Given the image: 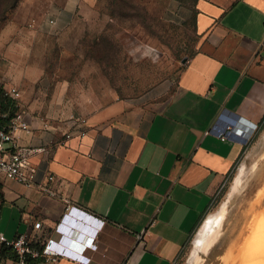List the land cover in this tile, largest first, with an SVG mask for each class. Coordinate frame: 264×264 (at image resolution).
I'll use <instances>...</instances> for the list:
<instances>
[{
  "label": "crops",
  "instance_id": "0c3cea01",
  "mask_svg": "<svg viewBox=\"0 0 264 264\" xmlns=\"http://www.w3.org/2000/svg\"><path fill=\"white\" fill-rule=\"evenodd\" d=\"M158 1L148 10L168 22L195 18L196 52L175 92L161 103L117 98L94 112L70 103L33 65L43 64L34 45L73 22L81 0H20L0 22V84L19 91L31 128L15 134L17 145L64 143L31 159L36 186L0 176V233L41 240V222L73 240L43 247L57 263L29 264H173L244 149L207 130L218 117L264 121V0H198L194 10ZM73 116L88 120L85 138Z\"/></svg>",
  "mask_w": 264,
  "mask_h": 264
},
{
  "label": "rangeland",
  "instance_id": "374dc122",
  "mask_svg": "<svg viewBox=\"0 0 264 264\" xmlns=\"http://www.w3.org/2000/svg\"><path fill=\"white\" fill-rule=\"evenodd\" d=\"M158 3L81 0L73 22L34 45L33 56L43 64L33 65H41L81 111L101 110L117 98L165 102L198 38L193 23L175 24L151 14L148 7ZM211 204L173 264L240 263L239 248L264 212V121Z\"/></svg>",
  "mask_w": 264,
  "mask_h": 264
},
{
  "label": "built area",
  "instance_id": "2783aa9c",
  "mask_svg": "<svg viewBox=\"0 0 264 264\" xmlns=\"http://www.w3.org/2000/svg\"><path fill=\"white\" fill-rule=\"evenodd\" d=\"M51 23L53 22L51 21ZM4 90L5 96L13 101L17 111L13 116L9 114L0 115V176L27 188H32L36 186V169L31 163V159L38 154H49L58 146L64 145V143L60 142L40 148L18 146L15 134L17 132L29 133L31 128L27 115L18 110L19 91L14 87L4 88ZM71 120L76 122L74 130L78 131L81 138H85L87 136L85 127L88 120L84 117L74 116ZM257 129H260V126L244 123L241 120H233L232 118L226 120L223 117H218L206 134L214 135L222 141L239 139L246 144L253 138ZM54 180L53 176L48 177V181L53 182ZM39 187L48 196L52 198L57 196V193L52 189L44 186ZM71 208L72 206L69 205L65 211L69 212ZM34 229L37 232H42L41 240L36 239L31 234H22L13 240H9L0 233V264H29L32 260H41L44 263H57L60 259L48 255L43 250V247L53 240H56L58 244L65 248H71L73 245V240L63 234L44 231L41 222H36ZM143 238V236H139V240ZM4 249L6 252H3Z\"/></svg>",
  "mask_w": 264,
  "mask_h": 264
},
{
  "label": "bare ground",
  "instance_id": "6f19581e",
  "mask_svg": "<svg viewBox=\"0 0 264 264\" xmlns=\"http://www.w3.org/2000/svg\"><path fill=\"white\" fill-rule=\"evenodd\" d=\"M250 232L239 248V264H264V212L255 217ZM257 253L261 254L256 256Z\"/></svg>",
  "mask_w": 264,
  "mask_h": 264
},
{
  "label": "trees",
  "instance_id": "16d2710c",
  "mask_svg": "<svg viewBox=\"0 0 264 264\" xmlns=\"http://www.w3.org/2000/svg\"><path fill=\"white\" fill-rule=\"evenodd\" d=\"M20 0H9L6 3H2L0 1V22L4 21L6 19L7 13H9L12 9L17 7ZM123 2H126L128 0H122ZM180 4H182L185 7L191 8L194 10L195 5L198 0H176ZM195 18L193 17V25H194ZM191 23V22H190ZM189 24V23H187ZM184 24V25H187ZM17 111L13 101L5 96V90L4 86L0 84V115L9 114L10 116H13L15 112ZM262 124L260 125V127ZM3 252H6L4 249Z\"/></svg>",
  "mask_w": 264,
  "mask_h": 264
}]
</instances>
